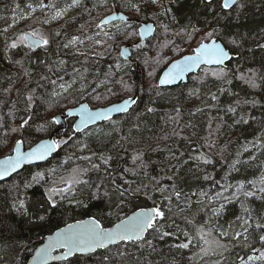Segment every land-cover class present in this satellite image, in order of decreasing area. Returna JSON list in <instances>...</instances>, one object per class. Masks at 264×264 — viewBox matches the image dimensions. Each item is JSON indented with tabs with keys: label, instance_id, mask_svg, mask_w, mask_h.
<instances>
[{
	"label": "snow or ice",
	"instance_id": "1",
	"mask_svg": "<svg viewBox=\"0 0 264 264\" xmlns=\"http://www.w3.org/2000/svg\"><path fill=\"white\" fill-rule=\"evenodd\" d=\"M250 2L251 0H220V10L217 11L214 0H199V5L203 6V12L207 13L204 19L197 21V24H201L203 27H197V24H193L190 20L189 24L181 28L176 35H182L187 39H193L201 32L203 35L197 45L191 48V54L183 55L181 58L172 61L162 71L159 79L151 86L153 90H156L155 95L157 97L162 96L158 90L161 86L173 85L177 81L183 80L186 73L197 69L204 72L203 76L194 77L201 84L209 76L214 77L216 81L231 84V80L227 79L228 72L225 62H231L234 56L229 47L225 46V42L228 46H232V50L242 48V40L245 39V36L239 31H233V29L242 26L241 21L247 16ZM25 7L27 12H23L18 3L15 4L14 14L19 12V20L33 19L36 26L14 37L6 35L8 28L0 31V37L4 38V52L7 55L9 50L26 49L24 59H28L29 63L35 66L43 65L48 75H41L36 82L37 87L29 88L34 72L31 68H23L24 59L14 61V64L21 66L23 75L27 79L23 85L24 91L16 90V99L12 101V107L8 114L14 117L17 112L23 111L26 118H22L21 123L11 127L12 133L22 132V130L28 132L31 129L32 121L39 119L36 108L45 107V111L58 109L61 100L70 93L77 92L81 98L86 94L91 83L86 82V74L89 69L83 67V64L82 70L73 65L71 73H68L66 71L67 61L59 58L61 52L69 54V50H71V55L84 56L85 61L83 63H87L89 49L103 48V51L92 53L93 56L102 57L110 52L121 38L129 40L137 36L140 37V42H134L131 47L143 49L145 47L143 39L153 31V28L146 21H142L140 27L137 28L135 27L137 20L151 10L157 21L161 16H164L170 17L171 22L174 23L177 19L176 13L181 12L184 4L181 3V0H167V5L163 4L161 0H113L110 7L108 0H95L92 8L89 9L85 7L84 0H70L63 7H58L56 0H36V2L29 0ZM78 8L83 9L90 17L89 21L79 25L78 34L64 33L61 35L60 30L48 32L42 27L52 21L60 20L70 10ZM99 8L106 9L110 14L96 22L97 18L92 16V11ZM120 9L130 12L132 15H125L124 11H120ZM37 12L43 15L34 16ZM199 14L197 13V15ZM75 19V16L72 17L73 21ZM14 22H16L15 15ZM106 25H111V29L114 31L106 29ZM63 27L64 25H61V28ZM159 27L168 31L169 25L160 23ZM90 28L93 29L92 34H88ZM86 42L87 48L82 47ZM53 43L56 45L57 59L41 60L39 58L40 52H43L47 57ZM166 46L167 43L161 45V47ZM128 47H122L118 53V56L125 58L124 64L116 59L115 71L110 66L108 72L103 74V79H100V73L97 72L94 79L99 82L96 88L92 89V93H95L92 96L93 99L105 98L96 89L101 85L111 84L113 82L111 78L117 73L129 74L132 61L126 55ZM257 47L264 49V44H258ZM32 55L36 56L35 60L31 59ZM150 60L151 64L157 66L160 63L159 59L150 58ZM150 60H145L146 66H151ZM60 72L71 76L72 79L65 80L63 75L58 74ZM52 75H55L56 78L52 79ZM148 76H157L155 67L151 68ZM237 78L253 89L264 84V74H258L253 69H249L248 74L242 73ZM258 80L261 81V84L257 83ZM77 83H79V88L75 87ZM45 84L51 86V92H47L44 96H37V88H43ZM115 84L120 85L125 93H129L127 98L121 99L119 102H110L108 106L94 108H90L87 103L80 102L78 107L74 103L66 111H60V115L73 118L69 121L73 136H68V133L65 132L66 138L41 139L40 142L33 144L27 141L22 134L20 139L14 141L10 154L0 158V178L17 173V170L24 165H34L37 169L21 182H14L7 186L0 184V264H25L20 252L27 250V242L19 237L16 230L18 222L15 217L2 214L5 208L9 213L14 212L29 224L42 226L51 219L50 214L57 212L62 214L70 211L72 210L71 206L88 208L87 201H99L110 209L113 205L119 209L141 192L147 200L152 201L150 206L138 208L130 216L120 219L119 223L113 227H105L101 223V219L96 216H88L87 219L66 224L65 227L58 228L56 232L49 235L47 243L34 249L33 264H46L49 259H66L74 253L88 256L95 254L98 249L105 250L99 258L100 264H145V253L147 255L160 254L154 240L147 239V235L161 241L166 237H176L180 242L171 245L170 253L173 248L177 251L198 249V251L193 252L189 259H198L200 264H264V212L254 215V210L248 205V201L252 199L264 201V162L260 164V175L254 179L240 180L235 184H222L206 173L202 179L212 182V189L219 186V190L201 189L186 193L179 186V172L182 167L191 160L196 162L197 171H203L201 165H212L214 163L212 157L199 151V148L194 149L196 155H190L188 160H183L182 164L178 163L175 166L176 171L172 175L164 177V179L171 181V184H162L160 180L153 177L148 184L141 182L133 187L135 181L125 179V174L135 176L143 170L144 176H148V165L144 162L143 152L139 151L132 155V163L135 167H124L119 176L120 182H118L114 174L117 169L112 168L114 157L103 151L93 150L88 142L90 138L95 137L98 145L102 146L114 133L121 131L117 127L120 122L113 120V113H122L125 118H131L135 114L133 105L137 104V99L130 94L133 92L132 83L121 77L115 81ZM226 91L225 87L217 89L220 94ZM3 92L8 96L12 93V86L4 88ZM106 92L110 95H116L112 88H106ZM199 94L200 89L198 88L191 89L188 93L189 96H198ZM209 96L212 101L218 102L217 93L210 92ZM243 103H251L255 107L257 102L245 100ZM0 104L6 106L5 101H0ZM240 104L241 101L237 100L235 105L228 106L226 111L235 116ZM18 105H23V108H18ZM216 106V104L212 105V107ZM155 111L156 108L154 107L145 108L146 113H154ZM174 111L176 116L169 117V119L178 124L182 110L180 107H176ZM201 111L202 109L196 108L190 115L194 116L195 113ZM140 115L142 114H136L137 120H139ZM250 120L255 121L256 117L241 115L239 119L233 120V124L229 127L240 124L247 125ZM104 121L108 122L107 127H110V130L105 131L106 126H97V122ZM59 124L60 120L54 114L50 120H45L43 124L37 125L36 130L43 131L50 125ZM90 126L96 127L90 128ZM132 127L139 129V124H133ZM185 127H195V125L189 123ZM209 127H211V121ZM220 127L221 125L217 124L213 132H218ZM130 132L131 129H129ZM76 134H83L84 138L77 140L73 146V152L66 154L48 168H40L36 164L38 161H48L50 157H53V154L58 155V150L62 146H67ZM173 134L179 135L175 132ZM211 136L212 132L204 138L205 145L201 147L215 148V141L211 139ZM184 139L187 140L188 138L184 137ZM122 140H127V137L121 136L116 144H120ZM25 143L28 144L26 150L24 149ZM225 150V148H221L220 152L223 153ZM250 150L253 151V154L247 160L241 159L243 154ZM261 151H264V130L241 146L236 152V158L229 165V170L238 172L239 165L254 163L257 160L256 153ZM85 152L88 154L77 155V153ZM184 155V153H180L179 156H176L173 153L171 159L180 161ZM102 170L103 175H99L97 180L91 178V174H100ZM227 175L226 173L225 179ZM229 189H232L230 193ZM36 190H40V196L33 199L32 196L35 195ZM154 193H159V200L154 198ZM193 197L196 199L193 200ZM234 201H240L241 212L225 227L220 223V220L224 217L227 206ZM201 213L204 214L202 223L197 220ZM177 219L181 220L185 227L182 228L176 222ZM180 237L183 239L180 240ZM112 246H115V251H113ZM235 247H239L244 255L237 253L232 258L231 253ZM58 248L64 249L62 255L52 256V253ZM137 253L139 255H136ZM162 262L176 264L175 257L168 261L167 257L162 256ZM147 264H152V262L147 261Z\"/></svg>",
	"mask_w": 264,
	"mask_h": 264
},
{
	"label": "trees",
	"instance_id": "2",
	"mask_svg": "<svg viewBox=\"0 0 264 264\" xmlns=\"http://www.w3.org/2000/svg\"><path fill=\"white\" fill-rule=\"evenodd\" d=\"M92 1V3L95 2V0ZM28 2L29 0H0V31H3V29L9 25H12L17 32L28 31V25L35 23V21L33 19H25L23 21L20 20L21 22L19 20L14 22V15L18 18L19 12L16 14L13 12L15 4L18 3L20 9L24 11L26 10L25 4ZM32 2H36V0H32ZM181 3L184 4V7L181 12L176 13L177 19L174 23L171 22L170 17L164 16H161L162 20L159 18V21H157L156 18L152 17L150 11L146 12L143 17L139 18V20H152L153 18L154 20L152 21L154 22L153 24H155V31L152 37L143 41L145 45L143 49L131 48V71L128 75H125L123 72L117 73L111 78L113 81L111 84L102 87L104 91H101L100 94L105 97L104 99L96 100L93 99L91 95L86 99L91 106H97L128 96L129 93H125L120 85L115 84L116 80L124 77L125 80L130 81L133 85V92L130 94L132 95L134 92H137V104L133 105L135 114L131 118H125L124 114H119L118 116L113 117V120L120 122L117 127H119L121 131L119 133H114L104 145H98L95 137L90 138L88 142L93 150L97 152L103 151L114 157L112 168L117 169L114 174L116 175L118 182H120L119 176L124 167H135L132 163V155L136 152L142 151L144 162L148 165V176H144L143 170L140 171L139 175L135 176L125 174V179L135 181L132 185L133 187H136L141 182L148 184L153 177L160 180L162 184H171V181L164 179V177L172 175L173 172L176 171L175 166L178 163L182 164L183 160H188L190 155H196L197 153L193 150L199 148V151L212 157L214 163L209 166L201 165L203 171H197L195 167L196 162L189 160L188 164L184 165L179 172V186L186 193L201 189L218 191L219 186L212 189V182L204 181L202 179L204 174H210L214 180L220 181L222 184H235L237 181L251 180L259 176L261 172L260 164L261 162H264V151H261L256 153L257 160L254 163H251L250 165H239L238 172L229 170V165L236 158V152L241 146L246 141H250L258 136L261 131L264 130V84H262L261 87L253 89L237 78L242 73L248 74L249 69L257 71L258 74H264V49L257 47L258 44H263L264 39V0H251L247 9V16L241 21L242 26L238 29H233V31H239L245 36V39L242 40V48L232 50V46H228L225 42V46L229 47L231 54L234 56V59L231 62H225L226 70L228 72L227 79L231 80V84L216 81L215 78L211 76L207 77L205 82L201 84L198 79H194V77L204 75V72L198 69L194 73L192 72L191 74H188L186 81H180L179 83L170 86H161L158 90L162 93V96L157 97L155 95L156 90L152 89V85L147 84L149 83L147 82L148 72L151 68L155 67L157 71V76L151 77L153 84L158 80L161 71L171 60L182 54L191 52V48L196 46L202 37L199 36L192 40L187 39L186 41H181V35H176L181 28L189 24L190 20L193 24H197L198 20H202L207 16V13L202 10L203 6L199 5V0H181ZM219 3L220 0H214L217 11L220 10ZM104 10L106 9H96V11L101 13H103ZM120 10L124 11V13L129 16L132 15L124 9ZM27 11L28 10H26V12ZM107 13L109 12L105 11L103 15L100 14L99 19ZM197 13L200 14L197 15ZM93 15L94 13H92V16ZM163 18H166L164 24L169 25L168 31L159 27ZM78 20L84 24L90 20V17L86 13L83 14V17L80 15ZM73 23L74 21L66 23L57 22L53 28L54 30H60L61 35H63L64 33H70L71 30L76 31V28L72 29ZM61 25H64V27L61 28ZM135 27H138V22H136ZM197 27L202 28L203 25L197 24ZM90 30L93 29L90 28L89 31ZM8 33L9 31L6 35L11 37ZM137 38L138 36L134 39L120 40L130 42L132 45ZM165 43H167L166 47L159 48ZM177 49L182 51H178ZM103 50V48L96 47L92 48L91 51L93 53ZM25 51L26 49H21L19 51L9 50L6 55L4 52V38L0 37V101L6 102V106L5 104H0V155L9 154L13 143L12 141L16 138H21L22 134L26 137L27 141L31 143L47 135L56 127V125H50L43 131H37V125L43 124L45 120H50L53 114L64 111L65 108L73 106L74 103L77 104L79 102L78 99L81 98L79 93H77V95L69 94L65 99L61 100L58 109L45 111V107L36 108L39 119H34L32 121L31 129L28 132H23L22 130V132L12 133L10 131L11 127L21 123L22 118H26V114L23 111L17 112L14 117L8 114L9 109L12 107V101L16 99V90L20 89L22 92L24 91L23 85L27 77L23 75L21 66L14 64V61L24 59ZM138 51L140 52L136 54ZM56 52V45L53 43L48 56L46 57L43 52H40L39 58L41 60H55L57 59ZM70 52L71 50H69V54L61 52L59 55V58H63L67 61L66 71L68 73H71L73 65L77 68H81L82 66L80 63L85 61L84 56H73ZM137 55H140V58H138ZM150 58L159 59V65L151 64ZM31 59L35 60L36 56L32 55ZM116 59H119L121 64L125 63V58L118 55L114 56L111 52H108L102 57L90 56L89 54L87 63H81L84 64L83 67L89 69L87 75L93 77L94 80L86 81L91 82L87 90L95 88L96 84L99 82L94 79L98 71L100 73V79L104 78L103 74L108 72L110 66H112V70L115 71L114 64ZM145 60H150L151 66H146ZM211 67L215 68L216 66ZM23 68H31L34 72L29 88L37 87L36 82L40 79L41 75H48L47 70L43 65H32L29 63L28 59H24ZM58 74L63 75L65 80L72 79L71 76L66 75L64 72ZM51 78L55 79L56 76L52 75ZM41 83L44 82L41 81ZM257 83L261 84V81L258 80ZM146 84L147 86H145ZM10 85L12 86V93L6 96L3 89ZM219 87H225L227 91L220 94L217 92ZM106 88H112L116 95L108 94ZM196 88L200 89V94L198 96H189V91ZM51 90V86L45 84V87L37 88L36 95L44 96L47 92H51ZM210 92L217 93L219 96L218 102L211 100L209 96ZM237 100H240L241 104L234 116L232 113H228L226 109L230 105L234 106ZM245 100H255L257 102L256 106L253 107L251 103H243ZM213 104H216L217 106L212 107ZM17 107L22 109L23 105H18ZM146 107H154L156 108V111L154 113H146ZM176 107H180L182 110L178 124L173 123L169 119V117L176 116V112L174 111ZM196 108H200L202 111L195 113L194 116L190 115V113ZM136 114H142L140 115L139 120L136 119ZM241 115L245 117L254 116L256 117V120H250L247 125L240 124L229 127V125L233 124V120L239 119ZM72 119V117L68 118L67 129L58 132L55 136L62 138L65 132L68 133V136H73L69 127V121ZM210 121L211 127H209ZM189 123H192L195 127H185V125ZM133 124H139V129L133 128ZM217 124H220L221 127L218 132H213ZM107 125V121L97 124V126H106L105 131L110 130V127H107ZM95 127L96 126H90V128ZM129 129H131L130 133ZM174 132L179 133V135H174ZM210 132H212L211 139L215 141V148L209 149L206 146L201 147L205 145L204 138L208 137ZM193 133H195V135H193ZM80 136L83 137V134H76L73 141ZM121 136L127 137V140H122L120 144H116V141L119 140ZM184 137H187L188 139L186 140ZM69 145H71V142L67 146H62V148L58 150L59 154H53V158H56V160L61 159L63 152H69ZM113 145H115V147H113ZM221 148H225L226 150L221 153ZM85 153L88 154L87 152ZM173 153L176 156H179L180 153H184L185 155L180 161H177L171 159ZM252 154L253 151L250 150L249 152L244 153L241 159L247 160ZM49 161L50 159L38 165L40 167L46 166ZM35 170L36 167L34 165L24 166L19 172L13 174L10 178L8 177L1 181L0 184L7 186L14 182H21L26 176H30L31 172ZM226 173L228 175L225 179ZM99 175H103V170L100 174H91V178L97 180ZM30 195H32L31 192ZM153 195L155 199L159 200V193H154ZM39 196L40 190H36L35 195L32 196V198L37 199ZM195 199L196 198L193 197V200ZM87 202L89 204L88 208H76L71 206L72 210L70 211L63 212L62 214L59 212L50 214L51 219L42 226L29 224L14 212L9 213L7 208H5L2 214L15 217L18 222L16 230L19 237L27 242V250H22L20 252L21 257L25 262L31 253L32 248L37 242L42 240V237L46 233L51 232L69 221L92 215L100 218L101 223L104 226H109L132 210L152 204L151 200H147L144 197L143 192L136 197L131 198L129 202H126L119 209L115 208L114 205L110 209L99 201ZM248 205L254 210V215H259L264 212V201L252 199L248 201ZM66 207L68 206L66 205ZM240 212V201H234L227 206L226 213L220 220V223L226 227L227 223L233 220L236 215H239ZM203 217L204 214L201 213L197 217L198 222L202 223ZM176 222L180 224L182 228L185 227L181 220L177 219ZM147 239L154 240V244L160 254L152 253L151 255H147L145 253V264H147V261H151L152 264H165V262H162V256L167 257L168 261L175 257L176 264H200L198 259H189V257L193 255V252L198 251V249L192 248L177 251L173 248L171 249V253L169 252L171 245L180 242L176 237H166L161 241L154 239L151 235H147ZM182 239L183 237H180V240ZM112 247L113 251H115V246ZM104 251L105 250L103 249H98L95 254H89L88 256L75 253L66 259L52 261L48 264H100L99 258L104 254ZM130 251L133 250L130 249ZM237 253L244 255V252H242L239 247H235L231 253V257L234 258ZM136 255H139V253ZM205 259L207 260V258Z\"/></svg>",
	"mask_w": 264,
	"mask_h": 264
},
{
	"label": "rangeland",
	"instance_id": "3",
	"mask_svg": "<svg viewBox=\"0 0 264 264\" xmlns=\"http://www.w3.org/2000/svg\"><path fill=\"white\" fill-rule=\"evenodd\" d=\"M68 2H70V0H56V3H57V5H58V7H63L66 3H68ZM93 1L92 0H84V4H85V7H87V8H89V9H91L92 8V6H93V3H92ZM112 2H113V0H108V3H109V6L111 7V5H112ZM161 2L163 3V4H165V5H167V0H161ZM27 4V3H26ZM25 4V5H26ZM24 9V8H23ZM27 10V9H26ZM26 10H24L23 12H26ZM105 11H107V10H104V12ZM150 12H151V14H152V11L151 10H149ZM103 12V13H104ZM77 13H80V15H82V17H83V14H86V12H84L83 11V9H73V10H70L67 14H66V16H64L63 18H61V19H65L66 20V22H71V21H73L72 20V17H76V19L74 20V23H73V25H72V29H74V28H76V31H73V30H71V32L70 33H68L69 35H72V34H78L77 33V29L79 28V25L80 24H82L81 23V21H79L78 20V17H80V15H77ZM92 13H94V15L93 16H95L97 19H96V21L97 22H99V15L100 14H102L103 15V13H101V12H98V11H96V9L95 10H93L92 11ZM88 14V13H87ZM34 15H36L37 17H39V16H42L43 14L42 13H40V12H37V13H35ZM152 17L153 18H155V16L152 14ZM152 18V20H154ZM60 19V20H61ZM160 19H161V17H160ZM16 20H19L17 17H16ZM162 20V19H161ZM20 21V20H19ZM23 21V20H22ZM59 20H56V21H52L50 24H48V25H43L42 27L44 28V30L45 31H48V32H54L55 30H54V25H56V23L58 22ZM21 22V21H20ZM166 22V18H163V21H162V23L164 24ZM53 23H55V24H53ZM29 26V28H28V30H30L32 27H34V26H36L35 25V23H32L31 25H28ZM106 27V29H111V25H106L105 26ZM6 28H8V31H9V33H8V35L9 36H11V37H14L15 35H19L20 33H22L23 31H20V32H17L16 30H15V28L11 25V27H9V26H7ZM111 30H113L114 31V29H111ZM92 31L93 30H90L89 32H88V34H92ZM203 35V33L201 32V33H198L197 34V36L196 37H194V38H197V37H199V36H202ZM181 41L183 40V41H186L187 40V38L186 37H183L182 35H181ZM193 38V39H194ZM121 39H123V38H121ZM190 40H192V39H190ZM127 41H125V40H118L117 42H116V46L110 51L111 52V54L112 55H114V56H117L118 55V53H119V50H120V46L122 45V44H124V43H126ZM82 47H84V48H87V42H86V44L84 45V46H82ZM195 47V46H194ZM159 48H163V47H159ZM92 49H89V52H91V53H89L90 54V56H92V51H91ZM118 52V53H117ZM140 51H138V52H136V54H138ZM186 54V53H185ZM183 55V54H182ZM138 56V58H140V55H137ZM137 56H136V60H137ZM180 57V56H179ZM178 58V57H177ZM176 59V58H175ZM172 61V60H171ZM170 61V62H171ZM81 63H83V62H81ZM80 63V65L82 66V64ZM83 66H84V64H83ZM82 68V67H81ZM194 73V72H193ZM87 80H91V81H94L93 80V77H90L89 75H87L86 74V81ZM147 82H149V83H147ZM147 84L148 85H152V81H151V77H149L148 76V80H147ZM79 83H77L76 85H75V87L76 88H79V85H78ZM147 84L145 85V86H147ZM78 85V86H77ZM97 85V84H96ZM104 85H101L99 88H97L96 89V91L98 92V93H100L101 91H104L103 90V87ZM96 88V87H95ZM70 94H72V95H77V92H72V93H70ZM89 95H91V97L93 96V95H95V93H92V89H90V90H87V92H86V94L82 97V98H79L78 99V101L79 102H81V101H86V99L88 98V96ZM89 104V103H88ZM90 105V104H89ZM91 106V105H90ZM52 115V114H51ZM56 138H61V137H59V136H55V139ZM62 138H66L65 136H63ZM84 137H82V136H80V137H77V139H75L74 141L72 140L71 141V145H69L70 146V149H69V152L68 153H71V152H73L74 151V145L77 143V140H80V139H83ZM16 139H19V138H16ZM16 139H14V141L16 140ZM13 142V141H12ZM14 143V142H13ZM13 143H12V145H13ZM12 145H11V147H12ZM25 145H27V143H25ZM66 151L65 152H63V156L61 157V159L66 155V154H68ZM81 154H86V153H77V155H81ZM58 160H60V159H57L56 160V158H53V157H51L50 158V161H49V163L46 165V166H43V167H40V168H48V167H51L53 164H55L56 163V161H58ZM40 164V163H39ZM37 170V169H36ZM35 170V171H36ZM34 172V171H33ZM258 177V176H257ZM232 191V189H229V193Z\"/></svg>",
	"mask_w": 264,
	"mask_h": 264
},
{
	"label": "water",
	"instance_id": "4",
	"mask_svg": "<svg viewBox=\"0 0 264 264\" xmlns=\"http://www.w3.org/2000/svg\"><path fill=\"white\" fill-rule=\"evenodd\" d=\"M120 11H121V10H120ZM108 14H110V13H107L106 15H108ZM125 15H127V14H125ZM104 16H105V15H104ZM104 16H103V17H104ZM142 21H146L148 24L152 25V28H153V31H152L150 34H148L147 36L144 37V39H143V41H144V40H146V39L152 37V35H153L154 31H155V24H153L154 22H153L152 20H149V19H145V20H137V22H138V27H137V28L140 27V23H141ZM134 42H140V37L138 36V38H137ZM134 42H133V43H134ZM263 44H264V39H263ZM124 46H129V47H128V52L126 53V55H128V56L130 57V53H131V43H130V42H127V43L122 44V45L120 46V49H121L122 47H124ZM119 51H120V50H119ZM189 54H191V52L186 53V54H183V55H189ZM183 55H181V56H183ZM181 56L178 57V58H176V59L181 58ZM123 58H124V57H123ZM176 59H173L172 61H174V60H176ZM172 61H171V62H172ZM171 62H169L168 64H170ZM168 64H167V65H168ZM167 65L163 68V70L167 67ZM163 70H162V71H163ZM197 70H198V69H197ZM197 70H195V71H197ZM162 71H161V73H162ZM195 71H193V72H195ZM161 73H160V74H161ZM191 73H192V72H190V73H186L184 79L181 80V81H186L188 74H191ZM158 79H159V77H158ZM179 82H180V81H177L175 84H177V83H179ZM173 85H174V84H173ZM168 86H170V85H168ZM132 95H134L135 98L137 99V92H134ZM124 98H127V96H125V97H123V98H121V99H124ZM121 99H119V100H121ZM119 100H116V101H113V102H119ZM81 102H83V103H87V104H88L87 101H81ZM79 103H80V102H78V103L76 104L77 107L79 106ZM88 105H89V104H88ZM108 105H109V103H106V104H104V105H97V106H90V105H89V107H90V108H94V107H102V106H108ZM70 107H72V106H70ZM67 108H69V107H67ZM67 108H65L64 111H66ZM59 113H60V112H57L55 115L58 116V119L60 120V124H59V125H56V127H55L52 131H50L47 135H45V136L39 138L38 140H35V142H33V144L40 142L41 139H49V138H51V139H55V135H56L58 132L67 129V126H68L67 119L70 118V117H67V116H64V115H60ZM119 114L121 115L122 113H113V117L118 116ZM77 119H78V117H77ZM98 123H101V122H97V124H98ZM19 139H20V138H19ZM13 142H14V141H13ZM13 144H14V143H13ZM12 146H13V145H12ZM27 147H28V145H24V149H25V150L27 149ZM9 154H10V153H9ZM5 155H8V154L0 155V158H3V156H5ZM50 158H51V157H50ZM50 158H49V159H50ZM43 162H46V161H38V162H36V164L43 163ZM24 166H28V165H24ZM24 166H22V168H23ZM22 168H21V169H22ZM21 169H18L17 172H19ZM13 174H15V173L10 174V176H12ZM10 176H8V177L10 178ZM8 177L0 178V182L3 181V180H5V179L8 178ZM148 206H150V205H148ZM142 207H146V206H142ZM138 208H140V207H138ZM138 208H136V210H137ZM133 211H135V209L132 210L131 212H129L128 214H126L125 216H130V215L132 214ZM89 216H92V215H89ZM125 216H123L122 218H124ZM87 217H88V216H85V217L80 218V219H75V220L69 221V222L63 224L62 226H59L58 228H63V227H65L66 224L74 223L76 220L87 219ZM122 218H120V219H122ZM120 219H118L117 221H115L113 224H111V225H109V226H105V227H113L115 224L119 223V220H120ZM58 228L52 230L51 232L46 233V234L42 237V240H41L40 242H37V244L32 248L31 253H30L29 256L27 257L25 264H33L32 257H33V255H34V249H37V248L41 247L44 243H47V237H48L49 235H52L54 232H56ZM63 252H64V249H62V248H58V249H56V250L52 253V256H54V257L61 256ZM74 254H75V253H74ZM69 257H70V256H69ZM67 258H68V257H67ZM58 260H63V259H49V260L46 262V264L51 263L52 261H58Z\"/></svg>",
	"mask_w": 264,
	"mask_h": 264
},
{
	"label": "flooded vegetation",
	"instance_id": "5",
	"mask_svg": "<svg viewBox=\"0 0 264 264\" xmlns=\"http://www.w3.org/2000/svg\"><path fill=\"white\" fill-rule=\"evenodd\" d=\"M138 20H139V19H138ZM58 22H59V23H64V22L66 23V20H65V19H61V20H59ZM65 29H67V28H65ZM131 48H132V47H131Z\"/></svg>",
	"mask_w": 264,
	"mask_h": 264
},
{
	"label": "bare ground",
	"instance_id": "6",
	"mask_svg": "<svg viewBox=\"0 0 264 264\" xmlns=\"http://www.w3.org/2000/svg\"><path fill=\"white\" fill-rule=\"evenodd\" d=\"M105 15H106V14H105ZM102 17H103V16H102ZM102 17H101V18H102ZM55 114H56V113H55ZM53 115H54V114H53Z\"/></svg>",
	"mask_w": 264,
	"mask_h": 264
}]
</instances>
